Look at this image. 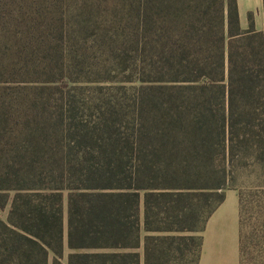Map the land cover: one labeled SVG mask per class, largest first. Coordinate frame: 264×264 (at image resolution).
<instances>
[{"label": "trees", "instance_id": "trees-1", "mask_svg": "<svg viewBox=\"0 0 264 264\" xmlns=\"http://www.w3.org/2000/svg\"><path fill=\"white\" fill-rule=\"evenodd\" d=\"M229 190L264 264V32L236 0H0V264H198Z\"/></svg>", "mask_w": 264, "mask_h": 264}, {"label": "crops", "instance_id": "crops-1", "mask_svg": "<svg viewBox=\"0 0 264 264\" xmlns=\"http://www.w3.org/2000/svg\"><path fill=\"white\" fill-rule=\"evenodd\" d=\"M236 4L241 29L248 28V16L252 14L256 31L264 32L263 0H236ZM201 237L198 264H240L239 196L236 191L225 193L224 202L207 221Z\"/></svg>", "mask_w": 264, "mask_h": 264}, {"label": "rangeland", "instance_id": "rangeland-1", "mask_svg": "<svg viewBox=\"0 0 264 264\" xmlns=\"http://www.w3.org/2000/svg\"><path fill=\"white\" fill-rule=\"evenodd\" d=\"M7 211L0 212V218L6 219ZM258 214H255V205L252 204V206L245 205V213H244V227L243 230L245 233L248 234V232L251 231V227L254 225ZM144 236V233H142ZM68 251L66 250V254ZM52 259V258H51ZM50 259V261H51Z\"/></svg>", "mask_w": 264, "mask_h": 264}]
</instances>
